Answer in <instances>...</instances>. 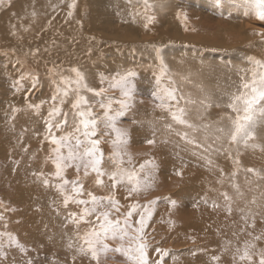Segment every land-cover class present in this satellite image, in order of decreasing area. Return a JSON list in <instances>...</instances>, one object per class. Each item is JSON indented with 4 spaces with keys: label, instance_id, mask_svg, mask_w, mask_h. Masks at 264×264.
Listing matches in <instances>:
<instances>
[{
    "label": "bare ground",
    "instance_id": "obj_1",
    "mask_svg": "<svg viewBox=\"0 0 264 264\" xmlns=\"http://www.w3.org/2000/svg\"><path fill=\"white\" fill-rule=\"evenodd\" d=\"M160 2L164 6L150 13L156 19L148 28L144 27L143 15L135 19L130 15L143 12V5L137 0H3L0 3V119L5 124L0 126V172L5 176L0 175V229L7 234L12 230L18 244L26 249L40 243L49 244V250L56 256L51 257H58L60 261L53 264L131 262L114 250L99 253L95 260L90 253L77 252L81 243L76 235L77 226L66 217L69 212L79 213L83 206L70 204L65 208L59 191L49 187L59 182L49 158L54 155L51 148L55 146L44 139L49 103L43 104L39 112L28 108V104L50 101L54 86L49 69L54 66L65 75L73 76L69 69L78 67L86 74L90 86L105 87L108 95L117 98V89L100 84V74L110 77L117 71L134 67L138 71L137 90H153V71L158 72L159 61L152 46L160 48L182 94L191 93L194 99L207 95L212 101L206 110L190 106L187 119L194 128L173 125L176 131L187 132L196 144L212 145L208 151L189 144L175 131L164 129L159 118L163 116L170 122L168 113L141 107L139 99L124 116L130 120L129 126L117 125L128 130V143L122 149L126 153L123 166L139 168L146 160L154 164L145 169L151 187L135 197L140 204L159 198L145 229L152 246L149 249L152 264L156 261L160 264H246L234 259L237 248L243 249L246 241L255 243L257 249L264 248V238L254 240L258 235L264 237V151L259 147L230 144L226 139L215 140L219 135L216 122L223 113L230 112L216 104H226L228 98L224 93L231 92L239 83L237 68L233 66L250 67L247 57L264 60V36L258 35L264 33V21H259L254 14H246V0ZM70 4L74 7L70 8ZM28 73L38 78L36 88L27 92L31 80L26 78L21 91H16L13 82ZM181 76L189 79L181 80ZM4 90H13V93L3 95ZM85 94L92 97L91 93ZM98 100L97 97L92 103L94 110L102 114ZM70 103L69 99L63 106L64 111L69 110ZM180 103L183 106L184 101ZM13 108L18 111L14 112ZM153 124L155 142L148 144L146 141L153 139ZM7 127L11 130L6 131ZM71 130L69 117V125L63 131L56 130V135ZM104 132L101 126L100 135ZM108 139L105 137L101 145L106 157L112 151ZM252 143L264 145V130L257 131V139ZM232 166L235 169H230ZM39 173L44 176L38 178ZM76 175L74 167L65 171L68 180ZM45 178L50 181L48 186L43 183ZM103 179L104 187H97L92 178L88 179L86 190L97 196L113 191L109 179ZM12 190L15 192L11 194ZM225 192L230 197L228 202L222 195ZM127 195L126 185H119L115 190L121 205L131 203ZM229 204L231 213L227 211ZM109 208L106 203L99 211ZM91 219L95 220L96 216ZM90 227L81 222L80 235ZM6 242L1 236L0 253ZM69 243L73 245L71 248ZM106 243L115 249L121 241L107 240ZM124 244L127 246V241ZM156 248L168 250V254L161 258ZM8 254L18 262L13 253ZM213 256L219 260L213 261Z\"/></svg>",
    "mask_w": 264,
    "mask_h": 264
},
{
    "label": "snow or ice",
    "instance_id": "obj_2",
    "mask_svg": "<svg viewBox=\"0 0 264 264\" xmlns=\"http://www.w3.org/2000/svg\"><path fill=\"white\" fill-rule=\"evenodd\" d=\"M137 2L142 3L143 12L137 11L130 15L133 16V19L143 15L146 21L144 27L148 28L149 24L156 19L155 15L150 13L155 8L164 5L160 0H137ZM0 3H3V0H0ZM246 3L248 8L246 14H254L259 21H264V0H246ZM69 7H74V4H70ZM71 15L72 13L69 12V16ZM177 15L180 16V13L178 12ZM184 19H187L186 15ZM258 35L264 36V33H258ZM152 47L156 59L159 61L158 72L153 71L154 84L150 93L153 101L156 102L154 108L168 113L170 117V122L163 116L159 118L163 121L164 129L168 132L175 131L177 136L189 144H196L194 140L189 139L187 132L176 131L173 125L179 124L194 128L195 126L187 119L190 106H198L199 110H206L212 105V101L207 95L194 99L191 93L182 94L161 55L160 48ZM246 62L250 67H237L236 69L239 83L233 87L231 92L224 93L228 102L223 105L216 104L217 107L230 109V112L223 113L216 122L219 125L216 128L219 135L215 137V140L222 142L226 139L230 144H243L246 148L253 149L259 147L261 151H264V145L252 143L257 139V131L264 130V60L247 57ZM69 72L74 76L65 75L58 66L49 69L51 82L54 86L50 101L28 104V108L39 112L43 104L49 103L48 115L44 120L46 126L44 139L55 146L51 148V153L54 155L49 157L55 166L54 176L59 180L54 187L63 197L62 203L65 208H68L70 204H75L78 207L83 206L80 207L79 213L69 212L66 217L77 226L76 235L81 241L77 252L90 253L91 258L95 260L99 253L114 250L126 256L131 264H152L149 257V249L152 246L145 235V229L148 226V221L152 218L153 206L159 198L140 204L135 197L141 191H146L151 187V181L145 169L148 166L154 167V164L152 161L146 160L139 165V168L124 167L123 156L126 153L122 149L128 143V130L117 127L119 120L135 105L136 96L139 94L136 83L138 71L134 67H129L117 71L110 77L100 74V84L106 83L109 89H117L119 91L118 98L108 95L105 87L97 89L90 86L86 74L78 67H72ZM26 78L31 80V88L27 89V92L36 88L39 82L38 78L28 73L26 76L21 75L18 80L13 82L16 91H21L22 82ZM188 79L187 76H181V80ZM85 93H91L92 97L90 98ZM97 97L102 114L94 110L95 104L92 103V100ZM25 99H28L27 94ZM69 99L71 101L70 108L68 111H64L63 106ZM181 101H184L183 106ZM13 111H18V109L13 108ZM69 117H71L72 130L57 136L56 130L63 131L69 125ZM101 126L105 129L103 135H100ZM105 137L109 138L107 142L112 145V151L107 157L101 147L105 142ZM146 142L148 144L155 142L154 124L153 139ZM196 147L208 151L212 145L205 147L202 144H196ZM129 164H131L130 156ZM106 165H110L111 168ZM70 167H74L77 173L72 180L65 177V171ZM81 168H83V175H80ZM247 171L255 173L256 170L247 169ZM141 173H144L143 177H141ZM37 175L38 178L44 176L43 173ZM104 177H107L111 182L113 191L107 195L97 196L92 191L86 190L85 182L90 178L93 179V183L97 187H104ZM43 183L48 186L50 181L45 178ZM119 185H126L128 193L126 199L131 200V203L121 205L116 199L115 190ZM233 187L236 186L233 185ZM222 195L226 202L230 201L226 192ZM82 196H86L87 199H81ZM106 203L110 205V208L103 212L99 211V208L104 207ZM253 203H255V199ZM213 206L218 207L215 203ZM227 211L229 213L232 211L230 204ZM93 215L96 216L95 220L91 219ZM113 216H115L114 219ZM81 222L91 225L83 235H80L78 231ZM3 235L5 234L0 233V236ZM8 238L10 242L17 244L22 251L24 250L23 245H19L14 236L8 234ZM262 238L264 237L258 235L254 237V240ZM117 239L121 241L120 245L115 249H110V245L106 241ZM125 241H127V246L124 244ZM72 246V243H69L68 247ZM156 252L161 254V258L168 254V250L162 251L159 248H156ZM236 258L246 264H264V248L257 249L255 243L246 241L243 249H236L234 259ZM211 259L218 261L219 257L213 256ZM28 264H32V261H29ZM156 264H160V262L156 261Z\"/></svg>",
    "mask_w": 264,
    "mask_h": 264
},
{
    "label": "rangeland",
    "instance_id": "obj_3",
    "mask_svg": "<svg viewBox=\"0 0 264 264\" xmlns=\"http://www.w3.org/2000/svg\"><path fill=\"white\" fill-rule=\"evenodd\" d=\"M233 68H237V66H233ZM234 73H235V70H234ZM137 91L139 94L136 96V100L139 99L140 106L141 107H147V108H151V107L154 108V103H156V102L153 101V99L150 95L152 90H144V91L143 90H137ZM4 92H5V94H10V93H13V90H10V91L4 90L3 95H5ZM154 109L160 110L158 108H154ZM3 121L4 120L0 119V126L3 125V127H4L5 124H3L4 123ZM129 123H130L129 119H125L124 117H122L119 120L117 125L120 127H127V126H129ZM0 129H1V127H0ZM10 130H11V127H7L6 131H10ZM20 132L22 133L23 131L21 130ZM224 154H227L226 151H224ZM230 169H235V168L232 166ZM236 173H239V172H236ZM0 175L2 177H5L4 175L1 174V172H0ZM173 178H174V176H173ZM49 187L53 188V189L55 188L54 185H50ZM13 191L14 190H12L11 194L15 192V191L14 192ZM1 229H0V233L3 232ZM3 233H5V232H3ZM9 233H11V235H12L13 234L12 230ZM0 238H1V236H0ZM3 239L7 241L6 245L2 244L4 246V251H3V253H0V262H3V264H28L29 261H32V264H53L56 261H58V263L60 262L58 257L55 259L52 258V257H56V256H54L53 252L49 250L50 247H48V246H50V245L47 243H40V245L32 246L31 249H26L25 247H23L24 250L22 251L21 248L17 246V244L9 241L7 233H5V235H3ZM16 241L19 242L17 238H16ZM40 241H42V239ZM10 252L14 254L13 258H15V260L18 262H15V261L10 259L9 254H8ZM30 252H32V253H30ZM6 254H8V255L6 256ZM6 259H8V261H6Z\"/></svg>",
    "mask_w": 264,
    "mask_h": 264
}]
</instances>
